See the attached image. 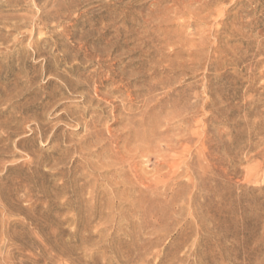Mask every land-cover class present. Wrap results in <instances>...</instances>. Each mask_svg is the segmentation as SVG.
<instances>
[{
    "label": "rangeland",
    "instance_id": "rangeland-1",
    "mask_svg": "<svg viewBox=\"0 0 264 264\" xmlns=\"http://www.w3.org/2000/svg\"><path fill=\"white\" fill-rule=\"evenodd\" d=\"M0 264H264V0H0Z\"/></svg>",
    "mask_w": 264,
    "mask_h": 264
},
{
    "label": "bare ground",
    "instance_id": "bare-ground-1",
    "mask_svg": "<svg viewBox=\"0 0 264 264\" xmlns=\"http://www.w3.org/2000/svg\"><path fill=\"white\" fill-rule=\"evenodd\" d=\"M95 97H96V96H95ZM90 126H91V125H90ZM146 150H147V149H146ZM136 151H137V150H136ZM136 151H135V152H136ZM124 154H125V153H124ZM146 155H147V154H146ZM143 157H144V156H143ZM145 157H146V156H145ZM124 160H125V159H124Z\"/></svg>",
    "mask_w": 264,
    "mask_h": 264
}]
</instances>
